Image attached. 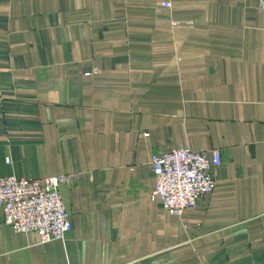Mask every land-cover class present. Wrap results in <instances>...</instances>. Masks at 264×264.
Wrapping results in <instances>:
<instances>
[{
	"label": "crops",
	"instance_id": "crops-1",
	"mask_svg": "<svg viewBox=\"0 0 264 264\" xmlns=\"http://www.w3.org/2000/svg\"><path fill=\"white\" fill-rule=\"evenodd\" d=\"M180 145L223 162L174 215L151 157ZM65 174L66 238L0 210V264H264L258 0H0V176Z\"/></svg>",
	"mask_w": 264,
	"mask_h": 264
},
{
	"label": "built area",
	"instance_id": "built-area-1",
	"mask_svg": "<svg viewBox=\"0 0 264 264\" xmlns=\"http://www.w3.org/2000/svg\"><path fill=\"white\" fill-rule=\"evenodd\" d=\"M258 3L264 8V0ZM222 162L218 148L195 151L180 145L155 151L151 157L154 187L150 197L158 199L170 213L181 215L213 191ZM70 179L68 174L43 178L0 176L3 224L16 233H36L42 243L64 240L72 222L59 187L70 183Z\"/></svg>",
	"mask_w": 264,
	"mask_h": 264
}]
</instances>
